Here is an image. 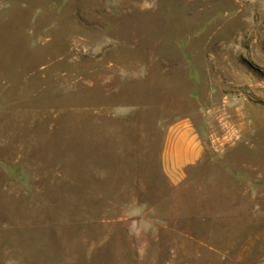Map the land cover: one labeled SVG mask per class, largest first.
Instances as JSON below:
<instances>
[{
	"label": "rangeland",
	"instance_id": "1",
	"mask_svg": "<svg viewBox=\"0 0 264 264\" xmlns=\"http://www.w3.org/2000/svg\"><path fill=\"white\" fill-rule=\"evenodd\" d=\"M262 263L264 0H0V264Z\"/></svg>",
	"mask_w": 264,
	"mask_h": 264
},
{
	"label": "crops",
	"instance_id": "2",
	"mask_svg": "<svg viewBox=\"0 0 264 264\" xmlns=\"http://www.w3.org/2000/svg\"><path fill=\"white\" fill-rule=\"evenodd\" d=\"M202 151L200 134L192 122L185 119L169 128L162 152V165L173 184L182 179L188 167L201 159Z\"/></svg>",
	"mask_w": 264,
	"mask_h": 264
}]
</instances>
